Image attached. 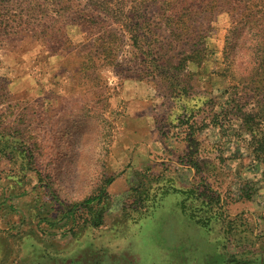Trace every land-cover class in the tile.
<instances>
[{
  "label": "rangeland",
  "instance_id": "obj_1",
  "mask_svg": "<svg viewBox=\"0 0 264 264\" xmlns=\"http://www.w3.org/2000/svg\"><path fill=\"white\" fill-rule=\"evenodd\" d=\"M100 1L0 0V264H264V0Z\"/></svg>",
  "mask_w": 264,
  "mask_h": 264
},
{
  "label": "trees",
  "instance_id": "obj_2",
  "mask_svg": "<svg viewBox=\"0 0 264 264\" xmlns=\"http://www.w3.org/2000/svg\"><path fill=\"white\" fill-rule=\"evenodd\" d=\"M107 1H109V0H107ZM107 1L106 0H101L100 1V9L99 10L102 11L103 14L105 13L104 16H107L108 13H109L108 10H106V8L103 6L105 3H108ZM89 3L92 4V7L95 5L93 2H91V0H89ZM129 18L131 19V17H129ZM132 19H133V16H132ZM149 20H150L149 17L145 16V18L143 19L142 22L144 24H145V22L149 23ZM152 21L150 23H152ZM150 23H149V25H150ZM135 24H137V23H135ZM26 29L27 28H23L21 31H26ZM34 31L35 30L33 28L32 33H34ZM129 32H130V30H129ZM128 37L132 41V43H135V41L137 39H141L143 36H141V33L137 32L136 34L135 33L134 34H129ZM83 47L86 48V50L84 49L85 52L96 54V48H94V47L87 48V44H83ZM197 51L198 50L196 49V52ZM88 56H90V55H88ZM247 116L248 117L244 118V123L242 122V124H243L242 128H245V131L247 133H249L252 138H254V137L257 138L258 153L256 154V159H258V161H264V136L261 135V132H255V128L253 126V122H252V120L248 119L250 117L248 114H247ZM105 202L106 201H104L103 198L100 197V196H92V197L87 198L86 200H84L80 204L67 207L66 208L67 211H65V213H66L67 216H69L71 218V220H72V222L74 224H77V225L78 224H83L85 226H91V228L92 227L95 228V227H97V226L102 224V220H101L102 219L101 217L103 215V213H102L103 210L102 209H103V206L105 205ZM42 220L44 221L43 218H42ZM35 232L39 233L38 231H35ZM36 233H35V235L33 234L32 238L37 241L39 235H36ZM29 235H30L29 237H31V234H29ZM11 236H12V234H11ZM32 255L34 256L35 254H32ZM49 257H51V255L50 256L47 255L46 252H43L41 254H37L35 256L36 259H35L34 264H44V263H41L42 260L45 259V258H49ZM2 259H3L2 262L4 263L5 259L4 258H2ZM13 262H14V260H11L10 264L13 263ZM72 264H76V263L74 262Z\"/></svg>",
  "mask_w": 264,
  "mask_h": 264
},
{
  "label": "crops",
  "instance_id": "obj_3",
  "mask_svg": "<svg viewBox=\"0 0 264 264\" xmlns=\"http://www.w3.org/2000/svg\"><path fill=\"white\" fill-rule=\"evenodd\" d=\"M91 54L92 53H87V52L79 53L77 51V49H73V50L70 51L69 55L70 56H74L75 58H78V57H82L83 58V57L91 55ZM73 66H72L71 72H68V71L66 72V75H68L67 78H69V79H66L67 83H66L65 88L72 90V93H74V94H82V92L83 93L85 92V93H91L92 94V90L89 89V91H88V88H87V85H86V81L82 80V78L80 79V75H81V74H79L80 70L73 69ZM77 79H79L80 81L78 82ZM95 261H96V263H95ZM90 264H97V259L92 261Z\"/></svg>",
  "mask_w": 264,
  "mask_h": 264
}]
</instances>
